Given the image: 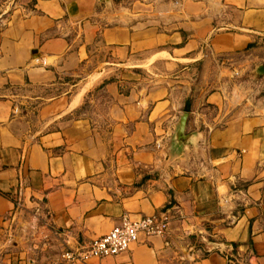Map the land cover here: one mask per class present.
I'll list each match as a JSON object with an SVG mask.
<instances>
[{
    "label": "crops",
    "instance_id": "obj_1",
    "mask_svg": "<svg viewBox=\"0 0 264 264\" xmlns=\"http://www.w3.org/2000/svg\"><path fill=\"white\" fill-rule=\"evenodd\" d=\"M261 63L264 0H16L0 26V264H66L124 214L163 210L164 237L76 264H264V102L232 82ZM184 112L194 141L177 149Z\"/></svg>",
    "mask_w": 264,
    "mask_h": 264
},
{
    "label": "built area",
    "instance_id": "obj_2",
    "mask_svg": "<svg viewBox=\"0 0 264 264\" xmlns=\"http://www.w3.org/2000/svg\"><path fill=\"white\" fill-rule=\"evenodd\" d=\"M17 111V109H14ZM21 208L19 199L15 200L11 218ZM169 213L166 210L137 219L124 214L119 223L106 233L91 239L87 244L64 249L60 255L66 264L82 263L92 258H104L126 251L140 235L164 237L168 230Z\"/></svg>",
    "mask_w": 264,
    "mask_h": 264
},
{
    "label": "rangeland",
    "instance_id": "obj_3",
    "mask_svg": "<svg viewBox=\"0 0 264 264\" xmlns=\"http://www.w3.org/2000/svg\"><path fill=\"white\" fill-rule=\"evenodd\" d=\"M15 1L16 0H0V26H2L6 21V18L8 17V14L11 12V9L13 8ZM95 61L96 59L93 60L92 64H89L90 68L96 65ZM261 65H263L264 67L263 63H261ZM97 66L98 67L95 69V71H93V74L91 75V80L102 79L103 77L112 74V72L108 70L109 65L107 63H103ZM128 70H129L128 68L120 67V69L116 71V73L118 76L119 75L121 76V74L127 75L128 77L133 76V74H138L139 76H145V72L143 68L140 70L139 69L136 70L135 72L137 73L134 72L132 74L128 73ZM244 71L246 72L247 70ZM233 79L234 80L232 82L234 83L248 82L251 88H254L253 89L254 92L251 94L250 97L252 98L255 97L256 99H260L264 102V73L257 75L255 72V67H253L251 70L249 69L246 72V76L245 73L241 74L239 71H235Z\"/></svg>",
    "mask_w": 264,
    "mask_h": 264
},
{
    "label": "water",
    "instance_id": "obj_4",
    "mask_svg": "<svg viewBox=\"0 0 264 264\" xmlns=\"http://www.w3.org/2000/svg\"><path fill=\"white\" fill-rule=\"evenodd\" d=\"M255 72L257 75L264 73L263 65H258L255 68ZM186 119H187V113L184 112L180 115L176 129L174 130V133L172 135L171 144L174 148L183 149L186 145H189L194 141L193 134L185 133Z\"/></svg>",
    "mask_w": 264,
    "mask_h": 264
},
{
    "label": "trees",
    "instance_id": "obj_5",
    "mask_svg": "<svg viewBox=\"0 0 264 264\" xmlns=\"http://www.w3.org/2000/svg\"><path fill=\"white\" fill-rule=\"evenodd\" d=\"M111 80H112V79L110 78V79H108V80H105L103 83H106V82L111 81ZM102 85H103V84H102ZM102 85H101V86H102ZM101 86H100V87H101Z\"/></svg>",
    "mask_w": 264,
    "mask_h": 264
}]
</instances>
